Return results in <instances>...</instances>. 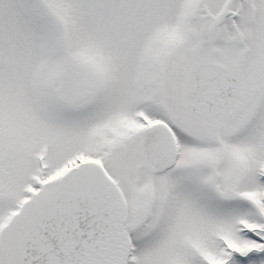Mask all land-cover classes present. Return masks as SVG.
Wrapping results in <instances>:
<instances>
[{
  "label": "snow or ice",
  "instance_id": "6c2138e0",
  "mask_svg": "<svg viewBox=\"0 0 264 264\" xmlns=\"http://www.w3.org/2000/svg\"><path fill=\"white\" fill-rule=\"evenodd\" d=\"M0 264H264V0H0Z\"/></svg>",
  "mask_w": 264,
  "mask_h": 264
}]
</instances>
